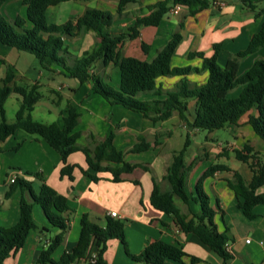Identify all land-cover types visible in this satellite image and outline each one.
<instances>
[{
    "label": "crops",
    "instance_id": "obj_1",
    "mask_svg": "<svg viewBox=\"0 0 264 264\" xmlns=\"http://www.w3.org/2000/svg\"><path fill=\"white\" fill-rule=\"evenodd\" d=\"M157 1L159 0H139L136 3L127 4L122 13L115 15L111 32L117 34L128 31L138 17L150 12L148 6ZM221 1H224L223 5H217L214 2L195 15H190L189 9L180 5L177 13L171 10L158 26H142L138 37L124 43L123 54L152 60L175 32H181L182 40L173 55V66L201 67L203 60L199 57L189 59V52L202 51L207 56H212L217 44L220 45L218 62L222 66L225 65L230 58L245 50L253 35L260 30L264 22V0L253 2L255 10L244 0ZM19 5L20 8L17 9ZM87 7L116 11L118 0L63 1L48 8L47 18L51 23L62 24L76 19ZM3 9L11 20L19 15L23 17L27 15L26 6L23 5L22 0H6L1 6L5 15ZM258 11L261 12L260 15H257ZM98 42L99 38L90 30L65 37V47L77 57H81L86 51H92ZM142 43L148 46L147 52L143 49ZM0 58L13 66L19 85L31 83L40 85L43 98L35 105L33 111L35 120L44 123L57 122L62 125L68 101L79 107L81 115L76 130L81 132L78 139L80 145L93 147L104 140L112 130L116 133L114 143L118 149L127 150L132 147L137 141L138 134H144L152 144L156 139L159 143L148 151L126 154V160L146 164L149 170L137 166L132 172L123 173L122 177L125 180L121 182H113L112 174L109 172H100L99 176L102 179L95 182L84 175L79 167H76L73 172L74 179L61 176L63 162L60 154L41 137L18 129L5 141H0L2 148L0 151V226H12L20 218L21 190H16L8 199L5 195L11 184L10 177L16 174L32 182L37 192L45 181L65 195L70 207L74 210L70 227L64 233V239L52 254L55 261H59L64 252H71L77 245L84 213H88L93 221L103 225L105 217L109 215V211L113 210L120 215L116 218L128 219L126 222L127 248L118 239L109 240L105 257L110 264H146L132 259L127 250L132 254H139L148 243L158 238L181 245L188 254L201 258L202 260L196 264H264V205L255 207V212L259 215L255 219H249L243 214L236 194L228 186L227 179L233 175L231 171H218L204 181L211 204L217 211L214 221L219 231L223 232L226 227H229L231 240L226 248L231 253V257L227 260L203 243L196 234L181 230L172 215L156 209L151 204L153 177L162 190L170 188L165 175L173 153L178 149L166 148L170 137L161 135L160 130L163 128L162 124H166L172 118H179L177 111L168 120L154 124L141 113L121 105L110 104L94 91L91 81L81 84L78 79L66 76L60 66H54V71L42 69L35 55L4 45L1 41ZM260 59H264V46L240 59L239 75L248 71ZM100 63L98 62L95 68ZM103 67L104 72L100 75L110 84L117 86L120 82L119 68L113 64L103 65ZM95 68L93 72H96ZM5 72L6 65L0 64V77H3ZM207 77L208 73L203 71L191 73L187 79L194 85L205 83ZM67 79L73 81L67 84ZM180 80L179 76H166L160 77L158 83L162 84L164 89H174ZM240 92L241 88H237L232 95L236 96ZM141 98L163 97L146 93ZM195 102V99L189 102L190 118L194 115ZM20 104L21 96L12 93L6 102L8 121L13 122L16 119ZM255 113L256 110L252 109L243 114L237 124H227L222 130L226 131L228 138L206 136L204 140H201L197 136L201 130L191 128L185 120H181L182 125L184 124L183 128L187 129V134L191 137V145L186 152V157L190 154V159L187 160L185 157L186 164L190 165L196 157H200L188 173L187 192L190 197L195 194V186L201 174L217 162L225 163L232 170L241 172L247 181L251 179V169L234 156V150L241 149L245 143H249L264 158V140L248 122L250 114ZM193 138L196 141L193 142ZM18 145L19 148L15 149ZM224 152L229 155H222ZM68 161L70 164L88 169L87 158L82 151L70 154ZM35 173L39 176L36 177ZM258 192H264V183L258 188ZM176 203L182 212L188 215H191V212H199L201 209L200 204L192 199L187 204L176 198ZM33 215L38 225L47 227L49 231L32 230L24 246L8 257L4 264H41L38 262L41 250L47 247L54 234L60 232L59 228L49 224L39 204L34 205ZM73 264H85V260L81 259Z\"/></svg>",
    "mask_w": 264,
    "mask_h": 264
},
{
    "label": "trees",
    "instance_id": "obj_2",
    "mask_svg": "<svg viewBox=\"0 0 264 264\" xmlns=\"http://www.w3.org/2000/svg\"><path fill=\"white\" fill-rule=\"evenodd\" d=\"M5 1L0 0V41L4 45L35 55L42 69L54 71V66H60L66 76L78 79L81 84L91 81L94 91L110 104L121 105L141 113L154 124L168 120L177 111L189 127L213 131L223 129L229 123L237 124L243 114L254 109L256 113L250 114L248 122L264 140V59L257 60L248 71L239 75L240 59L264 46V22L251 38L248 47L230 58L223 66L218 62L219 44L215 45L212 56H207L202 51L189 52V59L199 57L203 60L201 67L173 66L172 58L182 40L181 32H175L152 60L126 56L122 47L127 40L140 35L142 26H158L176 5L186 6L189 14L195 15L215 0H159L149 5L150 12L138 17L128 31L117 34L110 30L115 15L108 10L87 7L76 19L56 24L48 21V8L69 0H22L27 15H19L13 20L4 16L1 11ZM138 1L118 0L117 12L122 13L127 4ZM259 1L261 0H244L254 10L256 7L253 2ZM260 14L258 11L257 15ZM84 30L95 32L99 42L92 51H86L81 57H77L65 47V37L74 36ZM142 47L147 52L148 46L145 43H142ZM98 62L104 66L113 64L119 68L120 82L117 86L93 72ZM0 64L6 65L5 75L0 77V141H5L18 129L41 137L60 154L63 162L61 176H68L70 179H74L73 172L76 167L95 182L102 179L100 172H109L113 182H121L125 180L122 174L132 172L137 166L149 170L146 164L126 160V154L148 151L152 146L159 144L157 139L152 144L144 134H138L132 147L127 150L118 149L114 143L116 133L112 130L104 140L93 147L80 145L78 139L81 132L76 130L81 115L79 107L68 101L62 125L35 120V105L43 98L40 85H19L13 66L2 58ZM203 71L208 73L205 83L193 85L187 79L189 74ZM166 76H179L181 80L174 89H164L157 79ZM237 88H241V92L233 96L232 92ZM12 93L21 96V104L16 119L10 122L7 118L6 102ZM146 93L163 98H141ZM192 99L196 102L193 118H190L189 102ZM190 145L191 137L187 134L182 147L174 153L167 169L165 179L170 184L168 190H162L153 177L154 187L150 201L156 209L172 215L181 230L196 234L203 243L227 260L231 257L226 248L231 240L229 227L223 232L219 231L214 221L217 211L211 204L204 181L218 171H231L233 175L227 179L228 186L236 194L243 214L249 219H255L259 216L255 207L264 205V192H258V188L264 183V158L253 146L245 143L241 149L234 150V156L251 169L252 177L249 181L241 172L232 170L225 163L217 162L201 174L195 186V194L190 197L187 192L188 173L200 159L196 157L190 165L186 164V152ZM18 148L19 145L15 147ZM76 151L84 152L88 169L69 163L68 157ZM222 155L228 156L229 153L224 152ZM34 175L39 176L38 173ZM16 190L22 192L20 218L12 226H0V264H4L8 257L24 246L32 230L49 231L47 227H40L36 222L33 215L35 204L41 206L49 224L60 229L59 233L51 237L47 247L41 250L38 258L41 264H73L81 259L85 260V264H110L105 257L109 240L118 239L127 248L128 219L107 215L102 225L93 221L88 213H84L77 245L71 252H64L59 261H55L52 254L62 243L74 212L67 197L45 181L37 192L32 182L18 176L10 184L6 198H10ZM176 198L187 204L192 199L200 204L201 209L199 212H191V215L185 214L176 203ZM92 252L96 253L94 261L89 259ZM127 253L135 261L146 264H196L202 260L188 254L181 245L160 238L148 243L139 254H132L129 250Z\"/></svg>",
    "mask_w": 264,
    "mask_h": 264
},
{
    "label": "rangeland",
    "instance_id": "obj_3",
    "mask_svg": "<svg viewBox=\"0 0 264 264\" xmlns=\"http://www.w3.org/2000/svg\"><path fill=\"white\" fill-rule=\"evenodd\" d=\"M16 8L19 9L20 5L17 6ZM22 8H23V6H22ZM108 11L111 12L112 14H114V15L118 14L117 10L116 11H111L110 9H108ZM4 12H5V10H4ZM24 12H25V10H24ZM6 14L7 13L5 12L4 16H6L8 18V16ZM22 14H24V13H22ZM95 71H96L95 73H99V74L102 75L103 72H104L103 64L100 63L95 68ZM158 79H160V78H158ZM158 79H157V81H158ZM70 81H73V80L72 79H67L66 83L69 84ZM10 116H12V115H10ZM14 118H15V113H14ZM179 118H172L171 120H169V122H167L166 124H162V126H161V127H163L162 130H160V131H162L161 135H166V136L168 135L170 137V142H168L166 148H177L179 150L182 147V145H183V143H184V141L186 139V135H187V131L186 130L187 129L183 128L184 124L182 125L181 120L182 121H184V120L181 119L180 115H179ZM197 136H198L199 139L201 138V140H204V138L206 136L213 137V138H218V137L228 138L227 134H226V131L222 130V129L221 130H215L212 133H210V131H208V130H201V132ZM156 137H157V135H156ZM194 141H196L195 138H193V142ZM178 150H176L174 152H177ZM186 158H187V160H189L190 159V154H187ZM231 163L232 162H230V164ZM238 163H240V162H238Z\"/></svg>",
    "mask_w": 264,
    "mask_h": 264
},
{
    "label": "built area",
    "instance_id": "obj_4",
    "mask_svg": "<svg viewBox=\"0 0 264 264\" xmlns=\"http://www.w3.org/2000/svg\"><path fill=\"white\" fill-rule=\"evenodd\" d=\"M215 3H216L217 5H223V4H224V1H221V0H215ZM179 6H180V5H176V6L172 9V12L177 13V12H178V8H179ZM16 178H17V175H16V174L12 175V176L10 177V183L14 182ZM109 215H111V216H113V217H119V216H120L119 213H118L117 211H113V210L109 211ZM247 241H249V239H248ZM95 258H96V253H95V252H92V254L90 255L89 259H90L91 261H94Z\"/></svg>",
    "mask_w": 264,
    "mask_h": 264
}]
</instances>
